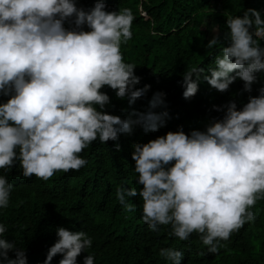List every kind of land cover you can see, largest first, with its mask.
<instances>
[{
    "label": "clouds",
    "instance_id": "clouds-1",
    "mask_svg": "<svg viewBox=\"0 0 264 264\" xmlns=\"http://www.w3.org/2000/svg\"><path fill=\"white\" fill-rule=\"evenodd\" d=\"M133 20L129 9L107 11L105 0L88 10L77 0H0V96L8 97L0 103V170L18 162L25 179L48 181L56 172L86 166L80 153L97 139L106 144L131 134L134 125L145 132L165 125L167 111L152 110L165 105L162 91L153 93L147 112L133 109L122 118L105 110L111 102L105 87L129 105L151 88L137 87V65L125 62L121 52V44L133 37ZM226 27L221 36L213 25L214 35L205 45L211 53L224 44L214 67L207 74L201 66L182 74L184 99L196 95L201 77L220 93L239 78L243 91L251 93L256 74L264 71L261 11L229 15ZM258 91L242 108L234 100L214 105L224 115L205 130L186 133L180 127L134 143L131 158L142 187L117 189L124 210L134 211L126 198L139 196L141 218L151 230L170 225V234L181 241L196 233L208 253H218L221 241L255 220L251 209L264 199V86ZM12 188L0 175V208L9 205ZM6 231L0 224V264H27L25 249L7 239ZM56 235L44 264L58 254L63 257L59 264H77L92 245L84 231L60 226ZM159 255L172 264L184 257L174 248H162ZM83 264H94V256H84Z\"/></svg>",
    "mask_w": 264,
    "mask_h": 264
},
{
    "label": "trees",
    "instance_id": "trees-1",
    "mask_svg": "<svg viewBox=\"0 0 264 264\" xmlns=\"http://www.w3.org/2000/svg\"><path fill=\"white\" fill-rule=\"evenodd\" d=\"M96 0H77V6L92 8ZM107 11L129 9L133 16V37L121 44L125 62L137 65L141 77L137 87L151 85L148 93L129 105L118 100L113 90L102 89L110 97L105 110L127 118L135 109L149 110L153 93L164 92L165 105L152 109L167 111L166 123L158 131L145 132L139 125L131 134H120L117 141L100 143L97 139L80 155L87 165L79 171L56 172L48 181L33 176L25 179L17 162L11 170H0L13 185L9 205L0 208V224L6 226L4 234L24 248L27 264H44L49 248L58 239L56 230L63 226L72 231H84L92 245L77 258L83 264L84 256H94V264H172L159 255L162 248L182 251L181 264H264V199L251 209L255 220L247 222L227 241H221L218 253H208L199 235L193 233L187 241L172 236L171 226L151 230L142 220V200L128 197L135 210L127 212L116 197L117 189L142 187L136 183L138 174L131 158L134 143H147L150 139L176 131L182 127L205 130L214 118L223 117V106L235 101L238 108L247 103L249 96L259 95L264 86V71L258 72L251 93L243 91L239 78L229 90L220 93L201 77L198 92L190 100L183 98L182 74L194 67H214V58L224 44L208 52L205 45L212 38L213 25L219 26L223 36L227 31L226 18L242 15L254 8L264 17V0H105ZM68 23L65 27H69ZM85 30H87L85 28ZM155 33V34H153ZM264 46V40H261ZM195 79V77H193ZM8 99L0 96V103ZM135 118V117H133ZM120 145L117 151L115 145ZM14 258V253H9ZM62 255L53 257L51 264H59Z\"/></svg>",
    "mask_w": 264,
    "mask_h": 264
}]
</instances>
